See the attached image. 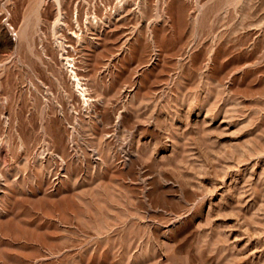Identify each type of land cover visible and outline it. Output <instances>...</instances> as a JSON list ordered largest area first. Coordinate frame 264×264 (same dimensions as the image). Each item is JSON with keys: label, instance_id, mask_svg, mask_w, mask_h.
Returning a JSON list of instances; mask_svg holds the SVG:
<instances>
[{"label": "rangeland", "instance_id": "374dc122", "mask_svg": "<svg viewBox=\"0 0 264 264\" xmlns=\"http://www.w3.org/2000/svg\"><path fill=\"white\" fill-rule=\"evenodd\" d=\"M0 264H264V0H0Z\"/></svg>", "mask_w": 264, "mask_h": 264}, {"label": "bare ground", "instance_id": "6f19581e", "mask_svg": "<svg viewBox=\"0 0 264 264\" xmlns=\"http://www.w3.org/2000/svg\"><path fill=\"white\" fill-rule=\"evenodd\" d=\"M41 1V0H40ZM58 1V0H57ZM39 4V3H38ZM110 25V24H109ZM66 57V59L69 61V57H67V56H65ZM66 60V61H67ZM68 64V63H67ZM72 65V64H71ZM81 75V74H80ZM72 76L74 77L73 79H75V84L77 85V86H79V88L82 86V83H81V79H80V77L78 76V73L76 72V71H74L73 69H72ZM82 89V88H81ZM81 89H79V90H81ZM83 90V89H82ZM81 90V91H82ZM85 90V89H84ZM83 92V91H82ZM82 94H84V93H82ZM186 120H188V119H186ZM196 121V120H195ZM197 123H198V121H196ZM190 122H187V124H189ZM191 125H192V123H191ZM195 125V124H194Z\"/></svg>", "mask_w": 264, "mask_h": 264}, {"label": "built area", "instance_id": "2783aa9c", "mask_svg": "<svg viewBox=\"0 0 264 264\" xmlns=\"http://www.w3.org/2000/svg\"><path fill=\"white\" fill-rule=\"evenodd\" d=\"M11 34V32H9Z\"/></svg>", "mask_w": 264, "mask_h": 264}]
</instances>
